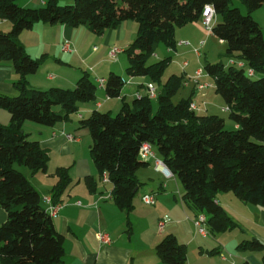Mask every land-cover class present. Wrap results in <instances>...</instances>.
Instances as JSON below:
<instances>
[{
	"label": "trees",
	"instance_id": "trees-1",
	"mask_svg": "<svg viewBox=\"0 0 264 264\" xmlns=\"http://www.w3.org/2000/svg\"><path fill=\"white\" fill-rule=\"evenodd\" d=\"M241 1L246 13L231 6L232 0H75L72 4L48 0L38 8L21 6L18 0H0V19L12 23L10 31H0V60L12 62L19 75L14 83L18 95L0 93V107L11 114L10 124L0 123V203L8 213L7 221L0 226L2 264H66L64 236L43 206L42 195L15 164L47 172L49 152L38 140L29 138L23 130L24 122L54 126L69 120L79 111L81 102L96 98L99 87L89 72L82 74L74 88L39 89L29 85L27 76L38 70L40 60L27 53L19 36L40 21L87 25L98 34L122 21H137L138 35L126 49L127 74L149 76L161 83L170 57L151 61L156 46L164 43L175 47L177 27L200 20L204 6L214 5L221 21L214 24L212 33L226 42V53L235 55V62L243 66L208 62L205 70L214 78L216 91L224 99L236 128L227 129L220 115L192 109L191 98L174 103L173 96L183 84V76L176 74L163 84L156 112L153 100L144 95L132 103L124 101L115 116L96 109L80 123L91 132V157L101 180L103 174H108L112 195L122 210L133 209L141 187L137 171L148 163L140 156L145 142L180 178L188 206L197 209V215H207L209 231L237 226L217 202L219 192H233L246 202L264 207V36L252 16L264 0ZM249 70L254 74L250 75ZM124 84L120 74L111 72L105 83L107 96L120 97ZM54 175L57 182L52 198L57 203L72 178L66 167L57 168ZM85 180L94 190V177ZM239 247L261 249L264 244L252 239ZM156 252L167 264H184L187 260V247L174 234L160 240Z\"/></svg>",
	"mask_w": 264,
	"mask_h": 264
},
{
	"label": "crops",
	"instance_id": "crops-1",
	"mask_svg": "<svg viewBox=\"0 0 264 264\" xmlns=\"http://www.w3.org/2000/svg\"><path fill=\"white\" fill-rule=\"evenodd\" d=\"M47 1L18 0V3L24 7L38 8ZM74 1L60 0V3L72 4ZM252 16L261 25L264 36V5L253 11ZM218 21H221L220 16L216 17L215 23ZM11 29L12 23L9 20L0 19V31L8 32ZM138 29V22L131 19L101 34L95 33L87 25L70 26L40 21L19 36L27 53L40 60L38 70L27 76L31 87L74 88L84 72H89L97 83L100 79L106 83L111 72L120 74L125 80L121 96L115 102L107 96L105 83H99L96 98L81 102L79 111L71 114L69 120L54 126L30 120L23 124V130L29 138L38 140L49 152L47 172H34L28 166L17 168L28 177L42 198L52 195L57 182L54 175L57 168H69L72 183L61 196V209L52 217L56 229L65 239L66 264H167L157 254L156 245L168 234H174L180 243L186 245L187 260L184 264H264V247H239L241 242L252 239H258L264 244L263 206L246 202L233 192H219L217 202L225 208L237 226L221 232L210 231L209 235L204 236L194 222L197 209L188 206L183 199L185 187L180 178L175 174L167 177L156 170L154 160H148L137 171L141 187L131 211L117 206L112 195L113 185L101 180L91 157V132L80 123L82 118L90 116L94 110L119 109L124 101L132 103L136 97L148 94L149 83L156 86L159 94L169 76L176 74L183 76L182 86L189 92V95L181 99L191 98L198 112L222 116L221 112L228 111L224 99L216 91L211 75L204 72L199 78V84H204L202 88L194 81L196 71L201 68L203 55L202 52L198 55L194 51L195 47L207 50L208 54L212 52V45L227 49L224 40L205 30L201 19L177 27L175 47H168L164 43L165 47L159 44L156 46L153 57L155 60L170 57L168 66L172 70L165 80L163 74L161 83L151 80L149 76L127 74L129 62L126 49L135 41ZM181 40H188L190 44H179ZM203 40L205 43L201 45ZM66 41L70 42L69 49L64 48ZM114 47L119 49L116 56L111 55ZM226 56L228 64L231 60H237L235 55L226 53ZM210 62L225 63L223 60ZM18 79L13 63L0 60V93L18 95L19 90L14 85ZM129 97L133 98L131 102ZM151 99L158 101V96ZM10 122V112L0 107V123L8 125ZM237 126L235 124L234 127ZM154 151L159 157L156 149ZM89 176L97 182L94 190L86 183L85 179ZM145 193H153L156 203H145L142 199ZM42 204L46 209L49 207L44 201ZM166 216L168 219L161 227L160 221ZM7 218L8 213L0 203V226ZM102 232L112 237L111 243L99 240L98 236Z\"/></svg>",
	"mask_w": 264,
	"mask_h": 264
},
{
	"label": "built area",
	"instance_id": "built-area-1",
	"mask_svg": "<svg viewBox=\"0 0 264 264\" xmlns=\"http://www.w3.org/2000/svg\"><path fill=\"white\" fill-rule=\"evenodd\" d=\"M216 16H217V12H216V9H215L214 5L206 4L204 6V8H203L201 20H202V23L204 25L205 30L208 33H212V31H213V27H214V24H215V21H216ZM204 43H205V41L203 40L201 42V45H204ZM179 44L189 45L190 42L188 40H181L179 42ZM64 48L65 49H69L70 48V42L69 41H66L64 43ZM194 51L198 55H201V47H195ZM118 52H119V49L114 47L112 52H111V55L112 56H116V54ZM230 63L231 64L232 63H238L239 66H243L242 62H235V60H231ZM203 73H204V70H203L202 67L197 70V72H196V74L194 76V81L196 83L199 84V78L203 75ZM248 73L250 75L254 74L253 70H249ZM98 83H100V85H104L105 80L100 79V80H98ZM203 86H204V84H199V88H202ZM147 95L150 98H156L158 96L157 88H156V86L153 83H149L148 84V94ZM191 108L194 109V110L198 109V107L194 103L191 104ZM140 156H141L142 159H144L146 161L154 160L155 169L158 170V171L163 172L167 177L173 175V172L169 169V167L165 164V162L161 158L156 156L155 151L153 149V146L150 143L145 142L142 145L141 150H140ZM102 181L104 183L110 182V178H109L107 173L103 174ZM142 199L147 204L153 205V204L156 203V196L153 193H145V194H143ZM43 201L49 204V207L47 208V211L49 212L51 217L55 216L58 213V211L61 209L62 205H63L62 202L54 203L52 195L45 196L43 198ZM167 219H168V217L166 216L160 221V226L161 227H163L164 222H166ZM207 221H208V217L203 212L199 213L196 216L195 220H194L195 225L198 228L199 232L202 235H204V236H207V235L210 234V231L208 229ZM98 237H99V240H101L104 243H111V241H112V237L106 232L100 233Z\"/></svg>",
	"mask_w": 264,
	"mask_h": 264
},
{
	"label": "rangeland",
	"instance_id": "rangeland-1",
	"mask_svg": "<svg viewBox=\"0 0 264 264\" xmlns=\"http://www.w3.org/2000/svg\"><path fill=\"white\" fill-rule=\"evenodd\" d=\"M231 6L233 7H241V11L243 13H246V7L245 5L240 1V0H232L231 2ZM217 17V16H216ZM221 18V17H220ZM159 45L164 46L165 45L163 43H159ZM212 48L210 49L212 52L210 54H208L207 50H203L201 49L202 52V58H201V67L203 68L204 72L207 73V71L205 70V65L210 62V61H218V60H223L226 64H228V57L226 56V51L224 47H222V49H220L218 46L216 45H212ZM212 54V56H211ZM155 60V58L153 57L151 59V61ZM197 72V71H196ZM172 73V70L170 69V67L168 66V68L166 69L165 73H164V77L163 80H165L170 74ZM261 74H257L256 77H260ZM99 84V83H98ZM99 90V89H98ZM189 95V92L187 90H185V87L182 86L180 92L174 96V98L172 99L174 103H177L182 96H187ZM221 96V95H220ZM114 102L117 100V98H113L112 99ZM128 100L131 102L133 100V98L129 97ZM225 104V103H224ZM159 106V102L154 99L153 100V111L156 112ZM61 107V106H60ZM122 107V106H121ZM59 108V107H56ZM121 108H112V110H108V109H103L101 110L102 112H107L110 111L114 116L120 111ZM222 117L225 118V124H226V128L227 129H234L235 127V122L233 121V119H231L229 112L225 111V112H221ZM253 140H256L255 138H253ZM155 149V148H154ZM16 168H26V165H19L18 163L15 164Z\"/></svg>",
	"mask_w": 264,
	"mask_h": 264
}]
</instances>
